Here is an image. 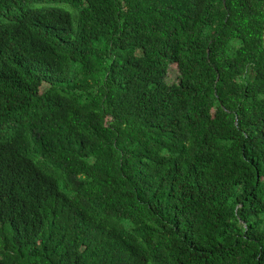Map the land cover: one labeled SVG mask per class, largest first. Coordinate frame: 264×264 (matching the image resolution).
Instances as JSON below:
<instances>
[{
    "label": "trees",
    "instance_id": "1",
    "mask_svg": "<svg viewBox=\"0 0 264 264\" xmlns=\"http://www.w3.org/2000/svg\"><path fill=\"white\" fill-rule=\"evenodd\" d=\"M0 264H264V0H0Z\"/></svg>",
    "mask_w": 264,
    "mask_h": 264
},
{
    "label": "rangeland",
    "instance_id": "2",
    "mask_svg": "<svg viewBox=\"0 0 264 264\" xmlns=\"http://www.w3.org/2000/svg\"><path fill=\"white\" fill-rule=\"evenodd\" d=\"M45 6L58 7V8H62L68 11L71 15L72 23L75 24V21L78 16V10L68 3H65V2H49V3L33 2L29 5L30 8H39V7H45ZM167 80L169 82L176 80V72L174 70H170V72L168 73Z\"/></svg>",
    "mask_w": 264,
    "mask_h": 264
}]
</instances>
